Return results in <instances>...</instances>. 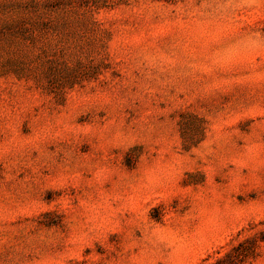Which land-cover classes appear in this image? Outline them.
Listing matches in <instances>:
<instances>
[{
	"label": "rangeland",
	"instance_id": "obj_1",
	"mask_svg": "<svg viewBox=\"0 0 264 264\" xmlns=\"http://www.w3.org/2000/svg\"><path fill=\"white\" fill-rule=\"evenodd\" d=\"M87 1L0 0V264H264V0Z\"/></svg>",
	"mask_w": 264,
	"mask_h": 264
},
{
	"label": "trees",
	"instance_id": "obj_2",
	"mask_svg": "<svg viewBox=\"0 0 264 264\" xmlns=\"http://www.w3.org/2000/svg\"><path fill=\"white\" fill-rule=\"evenodd\" d=\"M117 1H120V0H89L87 2L89 3V6H92L94 8H99V7H106V6L111 5V4L112 5L116 4ZM153 1L173 2L175 0H153Z\"/></svg>",
	"mask_w": 264,
	"mask_h": 264
}]
</instances>
